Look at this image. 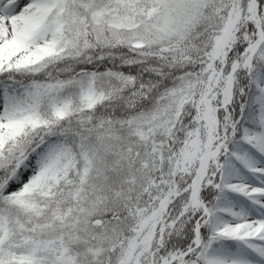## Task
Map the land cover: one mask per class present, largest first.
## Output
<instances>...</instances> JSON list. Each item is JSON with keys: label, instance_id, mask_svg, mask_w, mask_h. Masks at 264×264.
<instances>
[{"label": "snow or ice", "instance_id": "6c2138e0", "mask_svg": "<svg viewBox=\"0 0 264 264\" xmlns=\"http://www.w3.org/2000/svg\"><path fill=\"white\" fill-rule=\"evenodd\" d=\"M0 264H264V0H0Z\"/></svg>", "mask_w": 264, "mask_h": 264}]
</instances>
